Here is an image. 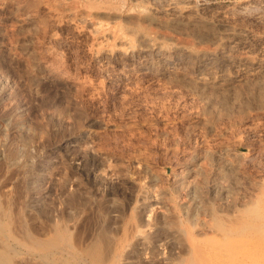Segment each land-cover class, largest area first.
<instances>
[{
  "label": "rangeland",
  "instance_id": "374dc122",
  "mask_svg": "<svg viewBox=\"0 0 264 264\" xmlns=\"http://www.w3.org/2000/svg\"><path fill=\"white\" fill-rule=\"evenodd\" d=\"M247 1L208 0L206 12ZM139 3L0 0V241L12 264H264V79L203 94L139 55L102 54L111 41L90 12ZM221 19L250 30L259 56L264 14ZM178 60L168 66L191 70ZM100 234L117 252L106 261L105 241L102 257L84 253Z\"/></svg>",
  "mask_w": 264,
  "mask_h": 264
},
{
  "label": "bare ground",
  "instance_id": "6f19581e",
  "mask_svg": "<svg viewBox=\"0 0 264 264\" xmlns=\"http://www.w3.org/2000/svg\"><path fill=\"white\" fill-rule=\"evenodd\" d=\"M207 1L203 0L199 3L193 0H158V2L140 0L136 7L129 10H114V8L92 10L90 14L95 18L102 37L111 41L100 52L104 55L119 53L126 58L139 55L142 58V61H139L141 68L153 69V65L155 67L159 65L161 74L187 80L203 94L227 91L234 95L235 89L242 83L264 79V49L258 48L259 56L256 55L257 58L256 56L254 58L250 53L251 47L245 42V38L253 35L251 31L221 19L229 13L235 15L252 13L260 19L264 11L251 10L254 6L249 5L252 0H248L244 10L222 8L212 14L206 12ZM117 22L120 23L116 25ZM173 32L189 35L192 41L176 40L172 35ZM202 42H209V45H198ZM177 59H179L177 62L188 64L191 70H184L178 63L168 66ZM239 66H243L240 72L235 70ZM224 167L227 168L229 165ZM30 220L28 219L29 224ZM32 220L34 221V218ZM31 229L28 231L30 232ZM99 233L102 234L103 231ZM101 234L95 237V240L92 237L93 241L88 244L85 248L87 252L84 253H89L91 254L89 256L93 255L97 259L102 257L100 250L102 246L99 243L106 242V245L112 243L106 240L108 239L106 236H104L106 239L103 237L105 234ZM110 245L103 246L105 255L101 259L106 256L104 261L110 258L107 257L108 253L109 255L117 253L114 248L110 249ZM106 247H109L107 254ZM8 251L7 241L1 240L0 264H12Z\"/></svg>",
  "mask_w": 264,
  "mask_h": 264
}]
</instances>
